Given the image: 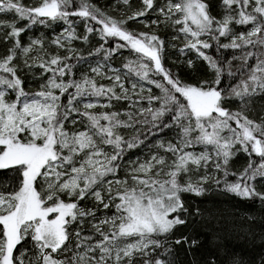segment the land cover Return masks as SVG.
I'll return each mask as SVG.
<instances>
[{
    "label": "snow or ice",
    "instance_id": "obj_1",
    "mask_svg": "<svg viewBox=\"0 0 264 264\" xmlns=\"http://www.w3.org/2000/svg\"><path fill=\"white\" fill-rule=\"evenodd\" d=\"M139 3L117 19L91 0H0V264H180V252L188 264H264L256 215L186 199L218 193L264 211V0H220L219 17L210 0ZM168 30L208 78L165 67ZM93 35L85 55L74 42ZM229 236L260 253L230 251Z\"/></svg>",
    "mask_w": 264,
    "mask_h": 264
},
{
    "label": "trees",
    "instance_id": "obj_2",
    "mask_svg": "<svg viewBox=\"0 0 264 264\" xmlns=\"http://www.w3.org/2000/svg\"><path fill=\"white\" fill-rule=\"evenodd\" d=\"M92 3L96 4L98 7L102 8L106 12H108L109 15L116 17L117 19L120 18V10H125L130 14V11L138 10L140 8L139 0H131V6L130 9H126L123 5H117V10L112 9V5L114 4V0H91ZM161 0H157V4L159 5ZM23 3L26 6H33L37 3V0H23ZM211 6H212V13L215 16L222 15L221 11L218 8V5L220 3V0H210ZM10 19V15L7 17ZM155 18L152 15H149L147 19L150 21L151 19ZM23 23V22H22ZM63 25H56L53 29L49 28H43L38 27L34 28L31 32L22 35L21 39L22 42H27L28 36H38L41 32L45 34V36L51 37V34L54 31H59V29ZM127 27L131 30H137V31H151V29L144 28L143 25L135 22V21H129ZM242 30V29H238ZM77 31L79 34H83L84 28L83 24L80 23L77 25ZM158 34L166 40V50H165V67L170 68L173 72L178 73L180 78L184 80L185 82H192L194 83L197 80L200 79H206L208 78V72L206 66L203 64V62H198L196 66L195 73L191 72L186 65L183 63L188 58H193L194 54L189 53L187 57L181 56L178 52V48L181 46L179 41H171V35L172 32L170 30L168 31H158ZM90 44L89 45H82L79 41H75L74 45L77 48L82 49L84 54L86 55L88 50L91 47H95L98 45V40L93 35L90 37ZM223 42V40H222ZM172 43H175L177 45V48L174 49L170 45ZM7 45L3 43L2 40H0V54H4L6 52ZM54 50V49H51ZM63 55V53H61ZM231 53H226L225 55H230ZM130 55L127 51L123 52V56ZM120 60L117 59L114 63V66L119 67ZM81 68L85 67V65H81ZM37 72H39V69H36ZM106 83V81H105ZM261 100H264V98H259ZM231 107L235 108L236 105L232 104ZM99 111V109H97ZM260 113L256 112L255 114L249 113V117L253 119H259ZM139 154V150L136 152L130 153L129 156H134ZM248 158L244 154L238 155L232 162L231 167L233 170L240 171L247 165ZM259 190L264 191V184H260L258 182ZM186 199L191 200L193 203V206H199L201 208L208 207V208H215L219 212H222L224 214L231 213L234 210H239L240 214L243 215L245 213L253 214L257 216V221L252 224V230L256 232H264V220H261L260 217L264 216V211L257 208L256 203L254 202H247V201H241L235 197L232 196H226L221 195L218 193H210L208 196L203 198H197V197H186ZM83 203V202H82ZM87 229V226H86ZM259 243V241H257ZM225 246L231 251H240L246 256H256L260 253L259 248L252 247L250 242H243L241 240L236 239L234 236H229L224 241ZM213 251L212 248L208 244H205L203 248H201L198 255L195 257V260L202 261L203 259L207 258L210 253ZM179 259L180 264H188L189 257L185 256L183 252L179 253Z\"/></svg>",
    "mask_w": 264,
    "mask_h": 264
}]
</instances>
